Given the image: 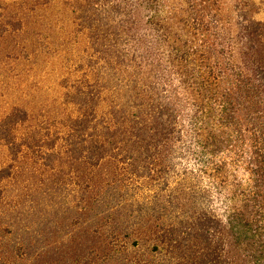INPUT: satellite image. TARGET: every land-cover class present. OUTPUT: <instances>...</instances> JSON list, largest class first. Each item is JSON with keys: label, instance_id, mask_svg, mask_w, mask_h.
I'll use <instances>...</instances> for the list:
<instances>
[{"label": "trees", "instance_id": "trees-1", "mask_svg": "<svg viewBox=\"0 0 264 264\" xmlns=\"http://www.w3.org/2000/svg\"><path fill=\"white\" fill-rule=\"evenodd\" d=\"M67 1L92 51L81 95L104 97L94 148L117 150L133 177L154 159L166 181L182 168L180 195L196 182L208 203L176 223L204 228L196 264H264V21L251 0ZM90 115L81 108V152ZM21 236L7 243L18 258L50 241Z\"/></svg>", "mask_w": 264, "mask_h": 264}, {"label": "rangeland", "instance_id": "rangeland-1", "mask_svg": "<svg viewBox=\"0 0 264 264\" xmlns=\"http://www.w3.org/2000/svg\"><path fill=\"white\" fill-rule=\"evenodd\" d=\"M251 4L264 21V0ZM70 9L67 0H0V263L196 264L204 228L176 224L208 203H197L196 182L180 195L182 168L166 181L154 159L133 177L117 150L94 148L104 97L81 95L92 51ZM81 108L95 113L82 152ZM38 232L50 235L38 256L18 258L7 245Z\"/></svg>", "mask_w": 264, "mask_h": 264}]
</instances>
